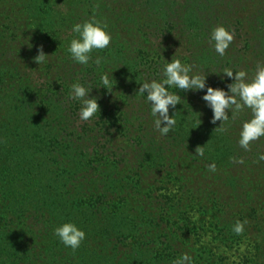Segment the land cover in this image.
Masks as SVG:
<instances>
[{
	"label": "trees",
	"instance_id": "16d2710c",
	"mask_svg": "<svg viewBox=\"0 0 264 264\" xmlns=\"http://www.w3.org/2000/svg\"><path fill=\"white\" fill-rule=\"evenodd\" d=\"M93 18L112 40L80 65L73 25ZM220 25L234 33L223 57L209 40ZM40 45L49 57L38 65ZM173 56L213 88L233 83L225 68L251 78L264 64V0H0V264H173L185 253L192 264H264V137L245 151L250 109L229 110L218 132L206 89L174 87L176 124L161 136L138 89ZM77 82L99 97L89 121L69 98ZM237 220L248 221L242 235ZM67 222L86 234L75 252L54 235Z\"/></svg>",
	"mask_w": 264,
	"mask_h": 264
},
{
	"label": "clouds",
	"instance_id": "9594fccd",
	"mask_svg": "<svg viewBox=\"0 0 264 264\" xmlns=\"http://www.w3.org/2000/svg\"><path fill=\"white\" fill-rule=\"evenodd\" d=\"M106 28V24H102L95 18L73 25L72 31L77 35L70 41L68 52L77 64H89L93 50H103L110 45L112 37ZM209 40L215 52L223 57L234 40V33L220 25L211 31ZM37 53L33 62L38 65L46 63L49 56L44 53L43 45L37 47ZM101 59L97 57L94 63L100 65ZM194 67L195 65L182 63L181 59L173 56L171 62L166 61L164 64L162 80L153 79L151 82L145 81L140 85L138 93L140 95L146 94V99L151 105V115L156 118L154 120L155 129L159 131L161 136H166L176 124L175 116L169 115V109L170 107L175 109L180 104L181 97L170 92L169 88H178L183 92L206 89V94L203 95L202 99L212 110L213 117L210 122L212 124H216L217 121L221 122L215 131H226L223 123L229 120V110L232 111L233 119L245 108L251 110V119L242 123L238 140L242 149L250 151L251 142L264 137V64L258 63L256 65L254 75L251 78L244 70L233 72V70L225 68L223 70L224 76L233 80V83L227 85L228 91L207 86V76L193 71ZM100 81L103 85L102 88L107 89L108 92L113 89L109 74L101 75ZM91 90L79 82L71 85L69 98L80 102L79 118L82 121H89L98 111L100 112L99 97H90ZM195 153L197 156L203 157L204 146H197ZM232 159L235 163H244L243 159L235 157ZM258 160L264 161V154H258ZM208 170L214 173L217 170L216 165L214 163L209 165ZM198 219L199 216L193 214V220ZM247 223V220H237L233 225V232L236 235H242ZM54 235L73 252L86 239L85 232L71 222L63 223L55 228ZM207 239H211V237L209 236ZM243 250L244 247L241 246V251ZM173 264H192V257L186 253L182 254Z\"/></svg>",
	"mask_w": 264,
	"mask_h": 264
}]
</instances>
